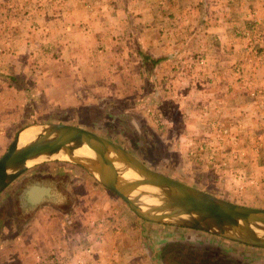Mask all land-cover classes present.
I'll list each match as a JSON object with an SVG mask.
<instances>
[{
	"label": "rangeland",
	"instance_id": "rangeland-1",
	"mask_svg": "<svg viewBox=\"0 0 264 264\" xmlns=\"http://www.w3.org/2000/svg\"><path fill=\"white\" fill-rule=\"evenodd\" d=\"M229 1L223 5L227 9L216 7V0H199L198 6L188 9L182 3L175 6L180 0H0V155L26 124L72 123L131 149L153 169L235 203L264 207V107L259 104H264V0L260 11L249 9L247 20L238 19L239 23L231 22ZM153 2L156 10L151 12ZM81 10L89 19L87 38L100 33L95 27L101 19L121 20L119 25L102 29L101 33L111 37L96 45L101 54L108 48L113 56L101 61L93 53L89 65L87 56L81 63V51L79 62L85 74L75 71V64L61 62L60 84L68 79V86L46 91L41 67L52 66L53 59H63L62 54L68 56L72 46L64 42L73 37L68 34L71 26L65 23L78 19ZM54 13L60 18L55 19ZM151 14L154 33L146 24ZM46 16L55 19L57 26L39 30L33 25ZM159 35L172 41L165 44L171 56L168 72L166 63L160 65L157 59L143 56L145 41ZM181 37L186 42L176 43L175 38L179 42ZM137 48L142 51L144 68L138 72L135 67L133 72L132 59L126 56ZM218 55L221 60H216ZM86 77L87 85L80 83ZM75 79L77 85L71 84ZM187 122L190 130L185 131ZM34 181L52 189L47 188L46 196L41 193L31 206L23 200L22 191ZM102 186L82 166L65 159L29 163L0 192V231L5 228L2 218L9 212L41 232L49 231L51 225L61 238L39 240V244H57L44 254L34 253L37 264L39 257L44 259L52 252L58 260L45 264H87V245L103 242L99 232L112 228L118 212L123 229L134 221L137 232L131 237L138 246L129 252L133 257H121L125 264H189L182 257L185 249L207 242L217 249L198 256L208 260L196 264H264V247L243 246L185 227L172 228L178 230L176 235H171L168 226L154 232L152 226L136 221L141 217L121 197ZM20 225L19 220L17 228ZM24 227L22 231L27 232ZM169 238L184 245L178 250L182 258L175 249L179 244H170ZM19 241L17 236L15 243H5L4 233L0 235V264H31L30 256L20 258L24 245ZM39 244L34 243L32 250L40 252Z\"/></svg>",
	"mask_w": 264,
	"mask_h": 264
},
{
	"label": "water",
	"instance_id": "water-1",
	"mask_svg": "<svg viewBox=\"0 0 264 264\" xmlns=\"http://www.w3.org/2000/svg\"><path fill=\"white\" fill-rule=\"evenodd\" d=\"M29 125H37L39 129L32 139L19 144L20 132ZM83 145L92 155L75 153ZM54 157L82 166L143 219L264 247V207L235 203L153 169L116 141L72 123L36 122L19 128L0 155V192L29 163ZM129 170L137 176L125 177Z\"/></svg>",
	"mask_w": 264,
	"mask_h": 264
},
{
	"label": "crops",
	"instance_id": "crops-1",
	"mask_svg": "<svg viewBox=\"0 0 264 264\" xmlns=\"http://www.w3.org/2000/svg\"><path fill=\"white\" fill-rule=\"evenodd\" d=\"M190 1L185 2V0H180V2L178 4H176L175 6L178 7L182 3L184 6H186L189 9V7L198 6L200 4L199 0H194L195 2H193V1L190 2ZM229 2H230V7H231L230 8L231 19H232L231 22L237 21L238 19L241 21H245V20H247L249 14H250L249 9L260 11L262 9V6H263V4H262L263 0H238L237 2L239 4H237V5L234 4L232 1H229ZM187 3L188 4L192 3V5H190V4L188 5ZM210 4H212V2H210ZM154 5H155V3L153 2L149 6L150 7L149 10L151 12H154L156 10ZM223 5H228L225 3V0H216V5H215L216 7H218L219 9H224V8L227 9L228 6L224 7ZM39 9H36V12L39 11ZM180 9H181V7L178 8V10H180ZM170 11L176 12L177 10H172L170 8ZM54 14H55L54 15L55 19L60 18L59 14H57V13H54ZM78 14H79L78 19H70V23H65V26L67 28L69 27V25L71 26L70 30L68 31V34L73 37V38H70L69 41L64 42V44H68V45L70 44L72 46V48H69V50H68V53H69L68 56H65L64 54H62L63 59H61V60L60 59L59 60L53 59L54 62L52 64V66L49 67V65H48V67H46V66L41 67L42 68V76H43L42 83L46 79L45 84H47V87H45L44 85L42 87L46 91H50L53 88H59L62 86L67 87L68 86L67 85L68 79H66V84H62V83L60 84V76L63 74V72L62 73L60 72L61 66H59V64L61 62H62V65H68L69 63H71L72 65L75 64L74 70L78 71L81 74H85L84 70L81 68V63L83 62L82 61L83 56H84V59L87 56V63L89 65H90L89 61H91V60L93 61V59H94L93 53H96L97 57L100 58L101 61H104V59L107 60L108 58L113 56L112 53L110 52L111 50H108V48L105 49L104 54H101L99 52V50L96 48V45H100L99 43L104 41L106 38L111 37L109 34L107 37L104 35V33H101L102 29H107L108 27L113 26V24L119 25L121 20L112 21L109 19L107 20L106 18L101 19L100 24L95 27L96 29H98V31H100V33L94 32L91 35H89V38H87V29L85 27H87V25H90V24H87V21H89V19L87 18V12H83L81 10ZM151 18H152V20H151ZM262 18L264 19L263 15H262ZM55 19H53L52 17L46 16L45 18H43L41 20L36 19V24L34 23L33 25H35V27L39 26V30L44 29L47 26H49V28L53 29L55 26H57V24H56L57 22L55 21ZM154 19L155 18L151 14V16L148 18L147 23H146V24L151 25V29H152L153 33L156 32L153 29L156 26ZM19 23H20L19 25H22V21H20ZM157 25L163 27L161 22H157ZM26 26H28V24ZM29 26H30V24H29ZM221 27L223 28V25H221ZM223 37H224V35H223ZM144 39H146V37H144ZM160 39H162L163 42ZM175 41L178 44L180 42H182V43L184 41L186 42V37L185 38H183V37L179 38V42H177L178 40L175 38ZM145 43L147 45V47L145 49H147L148 52L144 51V53H145V55H143L144 58H146L147 60H150V61L152 59H157L160 62L159 63L160 65H164L166 63L165 64L166 72H168V70L171 67V64H170L171 63V56L168 52L170 50V48H168L166 50L165 44L169 45V43H172L171 39H169L166 35H159L155 39H153L152 41H150V39H148L147 41H145ZM68 45L66 47H68ZM82 46L85 49H81ZM138 48H137V50H132V52L126 56L127 58L132 59L130 62L132 63L131 68H132L133 72L136 70L139 72V69L144 68L142 57L140 55V52H142V51H138ZM113 49L116 50L115 48H113ZM81 51H82V57H81V63H80L79 57L81 55ZM152 52H154V53H152ZM48 57H50V55H47V58ZM221 58H222V56L218 55L216 57V60H221ZM133 60H136V61H133ZM120 61H121V59H120ZM72 65H71V67H73ZM23 67H24V69H26L25 66H23ZM135 67H137L136 70H134ZM154 69H155V67H154ZM27 71H28V74H31V73H29V70H27ZM65 74L67 75V72H65ZM86 79H87V77L84 78L83 80H79V81H80V83L85 82V84H86ZM77 82H78V79H75V80L71 81V84L77 85ZM225 87H228V86H225ZM197 91H200V90H197ZM192 95H196V94L193 93L190 96H188L189 99H190V97H192ZM87 97H88V95H87ZM123 103H125V101ZM190 103L191 102L188 101L189 106H190ZM259 104L261 105V107H264V104L262 105L260 102H259ZM133 105H135V104H133ZM244 105L248 106L249 104H244ZM261 116H264V114L262 113ZM187 118L190 122L189 117H187ZM189 122H187L185 124L186 127L184 126L185 131L187 129L190 130L187 127V125H189ZM180 123H181V127H180V129H181L183 127L182 126L183 121H181ZM131 152L135 153L134 151H131ZM31 183H33V182H31ZM31 183H29V184H31ZM35 183H38L39 186H42L45 189H47V188L52 189L51 186L48 184L41 183V182H35ZM102 187H103V189L106 188V189L110 190L109 188H107L105 186H102ZM109 199H110L109 201L112 200L111 198H109ZM34 204H35L34 202L30 203L31 206H33ZM106 204H108V203L105 202L103 205L106 206ZM121 207L124 210V206H121ZM114 210L117 212L116 209H114ZM8 214L9 215H6L2 218L5 228L1 229L0 235L2 233H4V242L5 243H12L13 238L15 239L17 236H19V239L21 241V242L20 241L19 242L24 245L23 248H21V250H20V254L21 253L23 254L22 256L20 255L21 259H27L29 256L33 259L35 254L36 255H37V253L44 254V251H47L48 249L52 250V248L54 247L53 245L57 244V243H55L56 241L52 245H48L46 243L45 244H43V243L39 244V242L42 239H44L45 242H48V240L54 241L57 239L60 240V238H61L60 233H58L57 231L51 230V225L49 226V231H47V230L45 231V229H44L43 230L44 233H43L37 227H32V226L27 227L28 224H31L29 221H27L24 225V223H22L23 219L17 218V216L10 215V212ZM36 214H37V212L35 211L33 213L32 217H34V215H36ZM40 214H42V213H40ZM129 216H131L130 213H129ZM53 218H55V217H53ZM116 218H117V221L113 224V226L110 230H103L102 231L99 229L100 231H102L101 233L99 232V237L101 236L103 238L102 241L104 243L102 242L101 244H99V242H95V243L93 242L92 244H89L92 248H90V246L87 245V264H99L98 262L96 263L97 260H94V259H98L101 263H104V264H125L124 263L125 260L123 258H121V257H123L124 254L125 255L127 254L128 255L127 257H129V259H131V257H133L132 255H129V252L131 251L132 248H134V246L138 247L136 244L131 242L132 241L131 237L133 236V238H134L137 235V232H135L133 229L135 227H132V224L134 223V221L131 220L132 221L131 224L130 223L126 224V226H128V225H131V226L129 229L124 230L123 229L124 227L121 226V222H120L122 217L120 219L118 212L116 214ZM30 219L31 218H29V220ZM45 219H48V218H45ZM19 220H20L21 225H20V227H18V228H20L19 231H17L18 230L17 226H18ZM136 221L139 224L141 223L147 227L152 226L154 228V232L156 231V229L159 230L160 232H163V231H165V227L168 226L169 227L168 229H169V232H171V235H176L175 233H176V231H178V230L172 231V228L175 229L176 227H179V228L184 227V226H178V225H173V224H168V223L150 221V220H146L143 218H137ZM83 223L84 222H82V224ZM34 224L36 225L35 222H34ZM24 226L27 227V229H28L27 232L22 231L23 228H25ZM185 228L194 229V228H189V227H185ZM121 236L123 237L122 241H121ZM218 237H220V236H218ZM170 238L168 239V241L171 240ZM221 238H223V237H221ZM110 239H113L115 241L110 242ZM225 239H227V238H225ZM13 243H15V242H13ZM34 243L39 244L38 248H39L40 252L39 251L36 252V250L35 251L32 250V249H34L33 248ZM148 243H149V241H148ZM240 245H243V246L247 245V246L253 247L252 245L243 244V243H241ZM50 246H52V247H50ZM147 246H148V244H147ZM254 247H257V246H254ZM72 250L73 249L70 248V251H72ZM91 250H92V253H90ZM93 257H94V259H93ZM110 258H112L113 260H111ZM69 260L70 259L68 258L67 259L68 263H69ZM37 261L38 260L33 259L31 264H37ZM28 264H30V263H28Z\"/></svg>",
	"mask_w": 264,
	"mask_h": 264
},
{
	"label": "trees",
	"instance_id": "trees-1",
	"mask_svg": "<svg viewBox=\"0 0 264 264\" xmlns=\"http://www.w3.org/2000/svg\"><path fill=\"white\" fill-rule=\"evenodd\" d=\"M29 184H26L25 186H28ZM179 240L177 241H174V242H177V244H179L178 242ZM173 241H170L169 243L171 244ZM173 242V243H174ZM213 244H211V242H207L205 245H199V244H191L189 245L188 248H186V252L185 254H183V259H185L186 261L189 262V264H196L198 262H204L208 259H205L203 258L202 256L201 257H198L202 254H205L207 252H211L212 250L214 249H217L216 247L212 246ZM184 246L183 244H179L178 246H176V250L177 252L179 253L178 250H180V247ZM181 251V250H180ZM180 254V253H179ZM181 257V254H180V258ZM201 259V260H200ZM204 259V260H203ZM210 261V260H209ZM212 263V262H211Z\"/></svg>",
	"mask_w": 264,
	"mask_h": 264
},
{
	"label": "bare ground",
	"instance_id": "bare-ground-1",
	"mask_svg": "<svg viewBox=\"0 0 264 264\" xmlns=\"http://www.w3.org/2000/svg\"><path fill=\"white\" fill-rule=\"evenodd\" d=\"M39 127L37 125H29L26 126L19 135V144H23L27 141H29L30 139H32L36 132L38 131ZM75 153L77 154H83V155H92V151L87 148L85 145L76 148L75 149ZM63 158H67V155L64 153L60 154ZM32 160H29L28 162H31ZM124 176L126 177H136V173L132 172L131 170L127 171L124 173ZM145 208V207H144Z\"/></svg>",
	"mask_w": 264,
	"mask_h": 264
},
{
	"label": "flooded vegetation",
	"instance_id": "flooded-vegetation-1",
	"mask_svg": "<svg viewBox=\"0 0 264 264\" xmlns=\"http://www.w3.org/2000/svg\"><path fill=\"white\" fill-rule=\"evenodd\" d=\"M36 181H34L33 183L29 184L28 186H25L23 189V200L30 204L31 202H34L33 200L36 198L40 197V194L42 193V196L47 194V190L43 188L42 186H39L38 183H35ZM37 202V201H36ZM201 260V259H200ZM204 260V259H203Z\"/></svg>",
	"mask_w": 264,
	"mask_h": 264
},
{
	"label": "built area",
	"instance_id": "built-area-1",
	"mask_svg": "<svg viewBox=\"0 0 264 264\" xmlns=\"http://www.w3.org/2000/svg\"><path fill=\"white\" fill-rule=\"evenodd\" d=\"M39 259H40V262L42 261V264H45V262H48V261H55V260H58L57 258H56V254L54 253V252H52L50 255H49V257H46V258H40L39 257ZM60 262H62V260L60 259L59 260ZM40 262H39V264H40Z\"/></svg>",
	"mask_w": 264,
	"mask_h": 264
}]
</instances>
